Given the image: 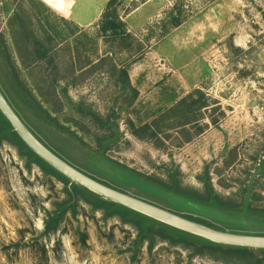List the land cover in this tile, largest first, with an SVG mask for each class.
Listing matches in <instances>:
<instances>
[{
	"label": "rangeland",
	"instance_id": "rangeland-1",
	"mask_svg": "<svg viewBox=\"0 0 264 264\" xmlns=\"http://www.w3.org/2000/svg\"><path fill=\"white\" fill-rule=\"evenodd\" d=\"M0 0V87L91 178L223 232L264 236V0ZM120 33L104 32L105 16ZM12 69L65 127L49 125ZM205 104L207 108L200 109ZM238 206L219 209L156 183ZM71 203L57 230L46 222ZM153 245V247H151ZM139 232L0 143V264H255Z\"/></svg>",
	"mask_w": 264,
	"mask_h": 264
},
{
	"label": "trees",
	"instance_id": "trees-1",
	"mask_svg": "<svg viewBox=\"0 0 264 264\" xmlns=\"http://www.w3.org/2000/svg\"><path fill=\"white\" fill-rule=\"evenodd\" d=\"M113 3H114V0L109 3L108 8H111ZM105 20H106L105 22L106 26H103V31L111 32L112 36H118L120 33L119 28L121 25L118 24L119 21H118L117 15L109 11L108 15L105 16ZM12 75H13L14 83L17 86L18 90L22 93L23 97L27 99V101H29L30 105L37 112V114L41 116L44 119V121L48 123L49 125L54 126L60 130H65V127H63L57 121V119L54 118L50 114V112L47 109H45L43 105L38 101V99L33 94V92L26 85L25 81L21 79L16 69H12ZM0 90L2 94L4 95V97L6 98V100L8 101V103L10 104V106L13 108V110L16 112L19 118L23 121L18 111L15 110L13 104L11 103V101L9 100V98L7 97V95L5 94V92L3 91L1 87H0ZM204 108H207L205 104H203L200 109H204ZM34 136L36 135L34 134ZM36 138L38 139V137ZM4 141L15 146L22 157L29 160L32 164L37 165L45 174L53 176L60 183H62L65 186V189H67V194L70 197V199L73 200L74 198L76 199L78 197L83 198L84 200L87 201L89 205L93 207V209L103 211L108 217L117 216V217H120V219L124 223L134 225L139 232L140 242L154 240L156 237H158L174 245H184L187 247H196L200 251H204V250L208 251V253L211 255L219 254V255L234 257L236 259H241V260L246 259L250 255V252L252 251V249H247V248H238V247L220 245V244L211 242L209 240H206L204 238L178 230L176 228L163 224L157 220H154L150 217H147L143 214H140L136 211L128 209L122 205L114 203L110 200H106L90 192L89 190L79 186L78 184L71 182V180H69L67 177H65L61 173H59L56 169H54L52 166L46 163L42 158H40L24 142V140L19 136V134L15 131L11 123L7 120V118L4 116V114L0 110V143ZM50 150L52 151V149ZM155 181L161 187L168 189V190H173L178 195L184 198H187L189 200L195 201L197 203H200V204L216 206L219 209H226V210H234L238 208L237 205L232 204L230 202H226L222 200L221 198H219L218 196L214 195L210 187H208L206 190L207 195L201 196L192 191L182 190L179 187L168 186L164 184L163 182H160L157 180ZM100 183L106 186H109L103 182H100ZM70 207H71V203L69 202H64L60 205V209L57 211L56 215L51 216L46 222V233H50L52 231L57 230V228L59 227L62 221L64 214L67 211H69ZM180 216L190 221H193V222L208 226L212 229L223 232L222 230L214 227L212 224L206 223L197 218L189 217L185 215H180ZM151 247H153V245H151ZM259 251L261 253H264V250H259ZM255 264H264V260L261 259L257 261Z\"/></svg>",
	"mask_w": 264,
	"mask_h": 264
},
{
	"label": "water",
	"instance_id": "water-1",
	"mask_svg": "<svg viewBox=\"0 0 264 264\" xmlns=\"http://www.w3.org/2000/svg\"><path fill=\"white\" fill-rule=\"evenodd\" d=\"M0 110L11 123L15 131L24 142L46 163L67 177L71 182L89 190L90 192L128 209L136 211L163 224L187 232L189 234L204 238L211 242L238 248L264 250V236L241 235L221 232L208 226L190 221L180 215L172 213L161 207L135 198L114 188L106 186L99 181L84 174L68 162L57 156L28 129L10 106L0 90Z\"/></svg>",
	"mask_w": 264,
	"mask_h": 264
}]
</instances>
